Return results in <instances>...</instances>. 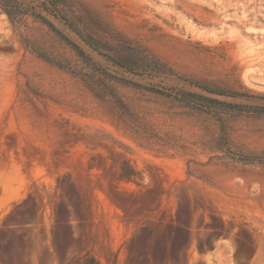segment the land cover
I'll return each mask as SVG.
<instances>
[{
	"label": "rangeland",
	"instance_id": "rangeland-1",
	"mask_svg": "<svg viewBox=\"0 0 264 264\" xmlns=\"http://www.w3.org/2000/svg\"><path fill=\"white\" fill-rule=\"evenodd\" d=\"M7 3L0 264H264V0Z\"/></svg>",
	"mask_w": 264,
	"mask_h": 264
},
{
	"label": "trees",
	"instance_id": "trees-1",
	"mask_svg": "<svg viewBox=\"0 0 264 264\" xmlns=\"http://www.w3.org/2000/svg\"><path fill=\"white\" fill-rule=\"evenodd\" d=\"M48 1L52 4H56V3L60 2L61 0H48ZM0 4L3 7V9L5 10V12L9 15V17L14 19L16 16V11H15L14 7H12L9 3H7V0H0ZM46 22L52 28H54L51 23H49L48 21H46ZM114 62H115V64H117L121 67H124L127 70H130V67H128L127 65H125L124 63H122L119 60H114ZM193 84H196V83H193ZM196 85H198L200 88L208 91L209 93H214V94H218V95H226V96H234L235 95V93L231 92V91L213 89V88L206 87V86H203L200 84H196ZM159 92H162V91H159ZM184 95L186 96V95H193V94L186 93ZM253 108H254L253 110H256V111H253V112H255V114H264V112H262V110H264V108H262V107L261 108L259 107L258 109H256L255 107H253ZM258 110H261V112ZM247 160H252V159L249 158ZM63 207H64V211H67V207L66 206H63ZM13 215L14 214L11 213L8 215V217H13ZM3 233H5V231H3ZM21 239L23 242H25V238L22 237ZM13 245H14V239L12 238L11 235H8L5 242L0 241V258H1L2 262H5L3 250L9 249ZM92 262H93V264H97L96 260H93Z\"/></svg>",
	"mask_w": 264,
	"mask_h": 264
}]
</instances>
